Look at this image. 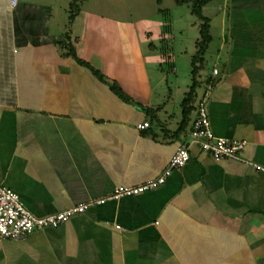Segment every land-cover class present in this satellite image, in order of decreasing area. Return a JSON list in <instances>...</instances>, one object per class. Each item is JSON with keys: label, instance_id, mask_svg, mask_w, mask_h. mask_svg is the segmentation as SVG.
Wrapping results in <instances>:
<instances>
[{"label": "crops", "instance_id": "0c3cea01", "mask_svg": "<svg viewBox=\"0 0 264 264\" xmlns=\"http://www.w3.org/2000/svg\"><path fill=\"white\" fill-rule=\"evenodd\" d=\"M11 1L0 0V184L33 215L155 179L186 142L208 84L212 134L244 142L241 157L264 168V0L202 8L211 67L194 77L186 123L192 67L185 77L176 66L197 52L201 22L186 30L176 19L192 16L189 4L122 21L85 8L88 0L69 10L57 0ZM190 155L155 190L106 200L20 242L1 240L0 264H264V173Z\"/></svg>", "mask_w": 264, "mask_h": 264}, {"label": "built area", "instance_id": "2783aa9c", "mask_svg": "<svg viewBox=\"0 0 264 264\" xmlns=\"http://www.w3.org/2000/svg\"><path fill=\"white\" fill-rule=\"evenodd\" d=\"M16 4L11 1V6ZM217 71L213 70V75ZM212 89V84L205 86L202 94L196 99L194 105V118L186 142L180 146L171 157L167 167L155 179L134 187H117L113 193L102 199L83 202L68 209L48 214L35 216L24 208L17 194L0 184V241H23L34 232L46 228H55L68 222L73 216L83 214L89 207L100 205L106 200H118L122 197L137 196L141 193L152 191L163 185L173 169L183 167L190 160L193 149L208 155L213 161L224 159L241 162L255 171L264 173V168L244 160L241 152L244 142L215 137L211 130L207 115V100ZM149 127L147 122L137 126L139 130Z\"/></svg>", "mask_w": 264, "mask_h": 264}, {"label": "rangeland", "instance_id": "374dc122", "mask_svg": "<svg viewBox=\"0 0 264 264\" xmlns=\"http://www.w3.org/2000/svg\"><path fill=\"white\" fill-rule=\"evenodd\" d=\"M73 0H57L55 6L64 7L69 10V3ZM60 4V5H59ZM77 4L80 5L81 2L77 0ZM85 8H90L91 10H101L105 15L110 16L111 18L118 20H137L144 17H152L154 15H158V10L164 8H170L173 4V0H88L86 3H82ZM75 9V7H74ZM185 11V7L183 8ZM181 15L176 20L183 24L184 29L189 30L194 26V23L197 25L198 22L196 18L192 15L188 14ZM192 14V13H191ZM138 22V21H137ZM193 32V31H192ZM191 31L187 33L186 42L190 45L194 44L192 41L193 36L191 37ZM194 40V39H193ZM216 38H213L211 46L215 45ZM184 65L181 63L177 65L178 74L190 77V69H191V59L190 57H184ZM210 63H206L203 68V72H208L210 70ZM163 69L166 73H170L171 66L164 65Z\"/></svg>", "mask_w": 264, "mask_h": 264}, {"label": "trees", "instance_id": "16d2710c", "mask_svg": "<svg viewBox=\"0 0 264 264\" xmlns=\"http://www.w3.org/2000/svg\"><path fill=\"white\" fill-rule=\"evenodd\" d=\"M176 5H183V4H189L191 6V13L194 17H196L200 22L199 26V42L197 43V52L193 56L191 60V66H192V76H193V82L190 87L189 92L186 94L185 99L182 102V108H183V121L186 123L187 117H188V106L193 102V94L195 91V88L197 87L196 81L194 80V77L196 73L198 72L199 69L204 68V63H203V55L208 49V44L211 42V37L209 35V21L207 18H205L202 15V8L210 3L212 0H173ZM74 5L71 6V10L74 9ZM75 14L71 13L69 16V21L71 22L74 19ZM59 46L63 48L64 44L60 43ZM67 57L70 56L73 59H77L75 56V53L71 47H68V52L65 54ZM85 66L88 67V65L84 64ZM198 65V66H197ZM91 72L100 80L103 79L101 74L94 69L90 68ZM113 91L115 92L116 95L121 97L122 99H127V97L121 93L120 89L116 86H112Z\"/></svg>", "mask_w": 264, "mask_h": 264}]
</instances>
